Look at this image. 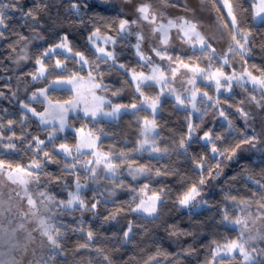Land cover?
Returning a JSON list of instances; mask_svg holds the SVG:
<instances>
[{"label":"snow or ice","instance_id":"1","mask_svg":"<svg viewBox=\"0 0 264 264\" xmlns=\"http://www.w3.org/2000/svg\"><path fill=\"white\" fill-rule=\"evenodd\" d=\"M120 2L128 4L132 0H120ZM159 2L167 7L174 5L176 0H159ZM205 2L206 0H201V3ZM219 2L220 0H216V3ZM222 2L223 7L227 9L229 18L223 26L230 28L231 42L228 44L227 50L221 54L214 47L212 38L205 36L199 30V21L195 16L191 19L183 16L177 17L175 20L168 19L166 24L158 22L166 17L163 12L158 14L153 9L151 0H141L134 9L135 18L131 20L126 18L122 9L116 8L113 0H70L71 14L76 16L82 25L92 24L87 36L90 47L83 51L76 49L69 38L70 32L57 31L54 35L57 36L58 42L43 47V50L34 57L35 71L28 73L31 76V83H41L43 86L32 91L26 102L19 99L17 92L6 96L5 92L0 89V101L7 99L9 102H18L22 113L19 121L8 119L6 125L3 116H0V175L20 186L23 192L22 198H26L29 206L28 213L25 215L35 219L40 237L46 238V242L45 239L40 240V247L47 249V259L42 255L38 260H35L34 264H56L55 257L62 254L61 240L64 233L61 229L67 226L60 223L57 219L58 216L79 210L81 213L91 212L95 217L99 215L96 211L98 205L115 204V201L110 198L115 197L118 190L126 189L131 194V200L127 201L126 205L116 206L114 212H110L108 216L104 217L105 221H116L119 216L126 213L139 215L141 219L158 220L161 216L160 209L166 206L171 192L167 184L158 178L169 175L180 176V173L166 166L155 167L151 163L152 160L163 161L172 151L186 159H192L194 170L198 172L199 178L185 184L184 190L176 195L173 204L181 209H196L208 203L202 196L204 186L210 180L219 178L222 172L221 165L225 160H233L237 157L238 152L264 153V119L259 122V132L255 128H252L251 132H241L238 142L231 148L218 147L217 141L223 140L224 136L216 134L213 128H208L203 131L202 135H197L209 109H215L218 116L227 123L229 135L237 131L232 120L229 119V115L226 114V110L220 106L219 99L223 94L222 89L224 92L232 91L233 82L242 88L251 84L252 88L246 90L253 93L259 90V99L253 94L247 102L254 103L264 114V69H257L255 65L248 64V59L253 55V49L259 43L261 49L264 50V42L256 40V34L251 30V27H244L245 21L240 19V14L247 10L243 8L240 0H222ZM53 6L49 0H36L31 7L26 6L22 0H0V39H5L6 33L9 31V13L18 14L26 23L30 21L29 26L33 30L44 29L40 17L42 14L47 16V10ZM98 9L102 11H97ZM112 11L116 12L114 18L105 15ZM186 11L190 10L186 8ZM261 14H264V0H259L255 6L254 22L255 17H261ZM141 22H147L153 26L151 28L153 35L160 34L159 43L154 45L151 51L160 61L166 62L163 66L145 53L142 48L144 35L139 31L135 33L132 31L133 27L139 26ZM102 27L106 29L104 34L101 33ZM173 28L177 29L176 39L180 40L182 45H187L188 49H191L190 52L188 49L178 48L170 43L169 31ZM113 31L122 40L132 35L136 36V43L133 45L135 55L144 62L140 67L149 69L146 74L144 71L128 69L125 64L118 65L119 69L125 71V74L130 73V80L125 83L133 86L135 95L129 103H113L106 96L97 94V91L100 93L109 91V85L104 83V74L100 65L109 64L111 61L110 67H117L115 51L117 39L109 34ZM32 39L43 40L44 37L34 35ZM25 40L26 38L21 34L17 42ZM101 41L104 46L100 45ZM109 45L112 46L111 49L107 47ZM27 48L28 43H24L20 54L13 59V63L17 66L21 61L33 59L26 51ZM235 57H239L242 61L239 71L231 63ZM202 58L207 59V64L204 66H201ZM226 69H231V71H226ZM181 70L191 73L184 81V84L191 87H185L183 92H178L175 87H170V85L175 82ZM254 71L257 74H254ZM17 79L19 82L21 77ZM198 81H207L205 87L208 88L214 86L216 96L209 95L208 91L201 92L197 87ZM156 85L160 87L159 93L155 96L145 94L146 88ZM57 92H67L69 96L66 99L59 98L53 95ZM121 92L122 89L112 90L111 95L119 96ZM165 92L173 96L176 104L188 113L186 131L178 139L173 136L170 145L163 143L164 138L158 131L162 127L157 119L160 112V97ZM32 103L44 105L43 111H37L36 108L31 107ZM244 103L245 101L240 102V106L236 107V112L244 120L245 125L251 127L249 121L254 119V114L245 109ZM199 105H203V110ZM0 112L7 113V109L0 108ZM140 112L148 115L138 118L139 133L135 146L130 150H125V148L117 150L113 146L107 151H103L100 142L107 133L96 125L104 121L119 120L126 114L138 116ZM193 114H199L197 119L200 124L192 122ZM70 117L71 120H81V126L75 128L70 122ZM31 118L38 120L39 125L48 131L46 140L41 139L38 135H32L25 129L24 125ZM17 123L20 125L19 135L13 127ZM66 129L73 132L77 139L76 144L70 146L67 142H63L57 146V133H63ZM64 139L66 140V137ZM198 142L204 149L210 151L211 157L208 156L207 151L204 154L190 152L191 146ZM49 144L52 145L51 151L47 150ZM21 149L32 152L31 161L27 165L9 162L7 157ZM84 149H87L88 152L86 153ZM145 153L148 154V161L139 163L137 158ZM61 155L65 157L61 175L45 172L46 165L56 163L55 157ZM84 155H90L92 159L81 162ZM209 159L216 161L214 166L209 164ZM80 169H83L85 174L83 182ZM122 169L133 182L140 178H144L147 182L139 188L126 184L122 178L124 175ZM67 176L73 177L72 185L67 182ZM154 179L157 184L161 185L160 187L153 188L151 186ZM187 179V177H181L182 182ZM248 180L251 181L252 177L249 176ZM262 180L264 178L254 180L253 183L260 193L259 199L264 201V182ZM101 181H108L111 186L101 185ZM53 183L65 190L74 186L73 190L67 191L66 200L57 199L56 196L49 194L48 185ZM89 184L97 186L92 189L94 195L91 202L84 198V192L89 188ZM29 185H35L36 189H41L43 186L44 190L33 193L30 191ZM101 187L104 191H101ZM17 195L20 194L17 193ZM226 198L231 199L240 212L245 215L231 218L225 211L221 223L232 225L234 228L238 227L239 236L236 239L225 237L223 241H213L210 246V259H206L205 264H223L225 260H236L237 256L242 258L240 264H264V248H259L252 243L258 238L264 239V236L251 235L247 219V216L250 215L248 209L252 202L257 200L256 193H253L251 200H238L235 196ZM133 204L135 207H132ZM41 209L43 212L40 211ZM260 209H264V202H258L256 219H264V212L259 211ZM8 210L11 211L10 208ZM2 214L3 207L0 205V215ZM80 224H83L82 220ZM134 227L135 225L129 221L127 230L122 231L123 244H127L134 238ZM19 228L23 229L24 224H20ZM16 231L17 229H13L10 235H14ZM73 231L83 232L84 229L81 226ZM166 231L170 238L194 236V233L185 232L175 225H169ZM27 239L30 242L35 241L31 232L28 233ZM93 239V231H87V242L79 245V248H88ZM153 243L158 242L153 241ZM27 250L28 247L25 245L24 251L27 252ZM96 252L97 255H102L103 264H114L112 257L103 254L99 249ZM194 252L195 249L191 246L185 250L188 255ZM160 254L161 249L157 247L156 254L150 255L144 264H161L158 259ZM33 255H35V251H33ZM0 264H18V262L14 257L6 259L5 254L0 253Z\"/></svg>","mask_w":264,"mask_h":264},{"label":"trees","instance_id":"2","mask_svg":"<svg viewBox=\"0 0 264 264\" xmlns=\"http://www.w3.org/2000/svg\"><path fill=\"white\" fill-rule=\"evenodd\" d=\"M216 10L223 20L224 24L227 23L225 13L221 6L213 0ZM26 6L31 7L36 0H22ZM54 6L47 10V16L41 15V23L44 25V29L36 28L33 30L28 23L25 22L18 14L9 13V31L6 33L5 39H0V89H2L6 96H11L12 92H17L20 100L27 101L32 91L43 86L41 83H31L30 72H34L36 65L34 63V57L43 50V47H47L55 42H58V38L54 35L55 32H70L69 37L74 48L79 50H85L90 45L87 42V36L92 28L91 23L82 25L76 16L70 12L71 3L70 0H49ZM246 12L240 14V19L245 21L244 27H251V30L256 34V40L258 42H264V20L254 22V0H240ZM102 11V10H97ZM58 14V15H57ZM109 18H114L116 12L112 11L105 14ZM50 17V19H49ZM103 23V21H101ZM230 32V28H227ZM106 31L102 27L101 33ZM23 35L26 40L23 42H17L20 35ZM117 39L115 45V51L117 53L116 64L117 67H110L109 64H101L100 67L104 74V83L109 85V90H116L124 88L126 95L116 98V103H129L132 101L135 95L133 86L125 83L130 80V73L125 74L124 70L119 69V64H125L128 69H136L137 71H146L147 67L141 68L142 61L135 55L134 43L129 39H120L113 31L109 33ZM34 35L43 36V40L36 39L29 46V56L33 57L28 61L20 62L17 66L13 63V59L17 57L21 46L32 39ZM13 49H15L13 51ZM94 51V49H93ZM199 55V53H197ZM62 58V57H60ZM94 58V57H91ZM54 62V60H53ZM207 64V59L202 58V65ZM249 65H255L257 69H264V50L261 49L259 43L253 49V55L248 59ZM71 66V65H70ZM230 69H226L229 71ZM254 74L255 73L254 71ZM18 77L21 79L18 82ZM19 83V87H18ZM206 83L199 82L197 87L201 92L208 91L209 95L215 97L216 92L214 86L211 88L205 87ZM159 93L157 86L146 88L145 94L148 96H155ZM53 95L59 98H68L69 93L57 92ZM258 96V95H257ZM260 95L258 96V98ZM221 101V107L226 110V114L229 115V119L232 120L233 125L237 131L232 132L231 135L227 132V123L218 116L215 109H209L207 115L203 118V124L200 126V130L197 135H202L203 131L208 128H213L216 134H221L224 139L217 141L218 147L231 148L239 140L241 132L247 131L244 123L242 122L239 113L236 112V107L240 106L241 97L237 90H233L230 94L223 93L219 97ZM232 105V107H229ZM31 107L36 108L37 111H43L44 105L38 103H32ZM203 110V105H199ZM0 108L7 109V113L0 112V116H3L5 125L8 119L19 121L22 113L19 107V103L16 101L9 102L5 99L0 101ZM30 115V114H29ZM148 115L147 113L140 112L138 116L131 114L123 115L121 119L110 122L104 121L96 127L103 128L106 136L101 138L102 150L107 151L110 147H115L117 150L125 148L130 150L135 146L138 138V118ZM188 113L178 106L174 99L166 97L160 103V112L157 117L159 123L162 125L158 131L164 138V144H171V138L174 136L176 139L186 131V117ZM82 116V115H81ZM211 117H216V121L212 122ZM150 118V116H149ZM192 122L194 124H200L197 117L192 115ZM75 128L81 126V120H71ZM14 130L17 135L20 134L19 123L15 124ZM25 129L32 135H38L41 139L47 138L48 131H45L38 120L31 118L24 125ZM91 127V125H89ZM7 132V129H5ZM10 135L11 133H7ZM58 139L56 144L67 142L70 146L75 145L77 139L70 129H67L64 133H57ZM66 137V140L64 139ZM26 147V146H25ZM52 145H48L47 150L51 151ZM207 151L209 157H211L210 151L204 149L201 143H194L191 146L190 152L194 154H204ZM84 157H91L90 155H84L81 158V162L85 161ZM33 154L31 151L21 149L18 152H14L7 159L13 164L27 165ZM56 163L48 164L45 167V172L53 173L55 175H61V169L65 165V157H55ZM139 163H145L148 161V154H144L137 158ZM222 159V158H221ZM151 163L155 167L166 166L173 168L180 173V176L169 175L166 177H160L158 179L164 181L168 188L171 189L169 199L166 206L160 209L161 216L158 220L151 221L150 219H141L139 215L126 213L119 216L114 222L105 221L104 217L108 216L110 212H114L116 206L125 204L131 200V194L125 189L113 197L111 200L115 201V204L109 203L107 205L101 204L97 207V213L99 215L93 216L91 212H83L77 210L71 213H65L62 216H58L57 219L60 223L65 224L67 227L61 229L64 233L61 240L62 254L55 257L56 264H103L102 255H97L96 250L99 249L103 254H107L114 259V264H144L150 255H155L157 247L161 249V254L158 256L161 264H205L206 259H210L211 245L213 241H223L225 237L228 239H236L239 236V231L230 225H224L221 223L223 219V213L228 212L231 218H235L240 215L237 207L230 204L233 202L226 197L235 196L238 200L249 199L253 197V193H256L257 200L252 202L258 206V202H264L259 199L260 193L257 191L253 181L261 180L264 178V153L255 156H245L239 159L237 162L228 164L225 160L221 165V175L216 180H210L208 184L204 186L206 188V194L204 199L208 202L200 210L190 211L179 208L173 204L176 195L184 190V186L187 183L194 182L199 178V174L194 170V164L191 158H185L179 156L175 151L170 152V155L163 161L157 162L152 160ZM215 160L209 159V164L214 166ZM80 175L83 182L84 172L80 169ZM251 176L252 180H248ZM181 177H187V180L181 181ZM125 183L139 188L147 181L144 178H140L138 181L133 182L130 177L123 176ZM44 179L42 175V180ZM69 185H72V176L66 177ZM264 182V180H262ZM153 188H158L161 185L153 180L151 185ZM73 187L65 190L57 184L53 183L48 185L47 190L50 195H54L57 199H67V191L73 190ZM94 185L89 184V188L84 192V198L89 202L92 201L94 195L92 189ZM39 190H44L43 186ZM99 198V197H98ZM234 203V202H233ZM235 205V204H234ZM132 207H135L133 204ZM83 224H80V221ZM131 221L134 227V238L127 244L122 243V231L127 230V224ZM169 225H175L177 228L194 233L189 236H182L179 238L169 237L166 229ZM83 227L84 231H73L78 227ZM93 231L94 239L90 242L88 248H79V245L87 242V231ZM156 241L158 243H153ZM195 249V252L191 255L185 253V250L189 247ZM241 257L237 256L236 261L240 264ZM227 261V260H225Z\"/></svg>","mask_w":264,"mask_h":264},{"label":"rangeland","instance_id":"3","mask_svg":"<svg viewBox=\"0 0 264 264\" xmlns=\"http://www.w3.org/2000/svg\"><path fill=\"white\" fill-rule=\"evenodd\" d=\"M140 2L141 0H132L131 3L124 4V3H121L120 0H113V3L115 4L116 8L122 9L126 18L130 20L135 18L134 9ZM151 3H152L153 9L156 10L158 14L160 12H163L166 17L164 20L158 21V22H162L166 24L168 19L175 20L177 17H181V16L191 19L193 18V16H195V18L199 21V25H198L199 30L203 34H205V36L212 38L213 45L217 49V52L222 54L224 51L227 50V46L231 42V33L228 32L227 28L223 26L224 22L221 19L219 13L217 12L213 0H211V2H208V0H206L205 3H201V0H176L174 5H169L167 7L163 6L159 2V0H151ZM258 3H259V0H254V13H255V6ZM218 4L223 9L227 22H228L229 18L227 17V9L223 7L222 0H220ZM185 6L190 11H186ZM262 17H264V14H261V17H255V21L259 22L261 20H264L262 19ZM152 27L153 26L149 25L147 22H141L139 26H134L132 31L134 33L139 31L144 35L145 39L142 43V48L144 49L145 53L149 56H152L153 60H155L158 64H161V66H163L166 62L160 61L159 58L155 57V55L151 51V48L154 45L159 43V37H160L159 33H156L155 35L152 34L151 32ZM176 34H177V29L175 28L169 31V36L171 38L170 43L177 46L178 48L182 47V48L188 49L187 45H182L180 40L176 39ZM128 38L134 44L136 43L135 35L129 36ZM34 40L36 39H31L25 42V43H28V48L26 50L28 53H29V46ZM100 45L104 46L102 41L100 42ZM22 47L23 45L21 46V49ZM107 47L109 49L112 48L111 45ZM21 49L18 55L20 54ZM188 51L190 52L191 49H188ZM231 63L233 67H235L237 71H239L240 65L242 64V61L240 60V58L235 57L231 61ZM230 71L231 69L229 70V72ZM144 72L147 74L149 72V69ZM190 75L191 73H188L186 70H181V72L178 73L175 82L171 84L170 87H175L178 90V92H183L185 87L190 88L191 86L184 84V81H186ZM199 82L201 81H198L197 84ZM203 83L207 84L208 82L203 81ZM156 86L158 87L159 92H160V87L158 85ZM251 88H252L251 84H248L246 85L245 88H242L239 85L235 84V82H233L232 91L233 90L238 91V94L241 97V101H245L243 105L245 109L254 114V119L249 121V124L251 125V127H247L245 125L244 120L240 117L242 122L245 125L247 132H251L252 128H255L256 131L259 132L260 130L259 122L261 119H264V114H262V110L259 107H257L254 103L247 102L248 98L251 95L253 94L256 96L260 95L259 90H257L254 93L251 91H248ZM126 93L127 92L124 88H122V92L119 96H112L110 90L104 93H100L99 91H97L98 95L106 96L107 98L111 99L113 103H116L115 102L116 98L123 97L126 95ZM222 93L230 94L229 92H224L223 89H222ZM166 97H169L175 100L173 96H170L165 92V94L160 97L161 101ZM80 115H82V113H80ZM198 115L199 114H193L194 117H197ZM210 120L212 122H215L216 117H211ZM84 151L86 153L88 152L87 149H84ZM261 154L263 153L238 152L237 157H235L231 161H228V164L235 163L239 159L245 156H251V155L259 156ZM89 159H92V157H84L85 161ZM121 171L124 172V169H122ZM123 176H127L126 172H124ZM101 185H108L109 187L111 186L110 182L108 181H101ZM94 186L97 187L96 185ZM29 189L33 193L37 192L35 185H29ZM101 191H104L102 187H101ZM206 191H207L206 188L203 189V192H202L203 198L205 197ZM120 192L121 191L118 190L117 194H119ZM17 193H19L20 195H17ZM22 197H23V192L20 186L11 183L10 181L7 180L5 176L0 175V205H2L3 207V214L0 215V253H4L6 259H10L14 257L15 260L18 262V264H34L35 260H38L39 257L42 255L45 257V259H47V249L40 247V240L45 239V242H46V238L40 237L39 232L37 231L38 225L35 219L29 215H25L26 213H28L29 206L27 205L26 198H22ZM230 204L236 207V205H234L235 203L230 202ZM204 206L205 205L199 208H196V209H185V210L196 211V210H200ZM9 208L11 209V211L8 210ZM238 210L240 212L239 208ZM40 211L43 212V209H41ZM259 211L264 212V209H260ZM248 212L250 213V215L247 216L248 224H249V232L253 236H264V219H256V216L258 215V206L252 203L251 207L248 209ZM243 215L245 214L240 212L239 216H243ZM111 222H114V221H111ZM20 224H24L23 229L19 228ZM236 228L239 231V228L238 227ZM13 229H17V231L15 232L14 235H10ZM29 232H31L32 236L35 238L34 242H30L27 239ZM252 243L259 248H264V239L258 238ZM14 245H16V247H13ZM25 245H27L28 247L27 252L24 251ZM33 251H35V255H33ZM223 264H238V262L236 260L234 261L227 260V261H224Z\"/></svg>","mask_w":264,"mask_h":264}]
</instances>
